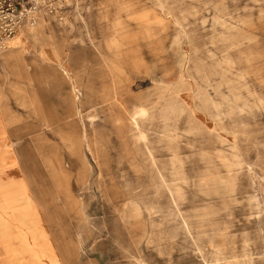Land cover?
Segmentation results:
<instances>
[{"label": "rangeland", "instance_id": "obj_1", "mask_svg": "<svg viewBox=\"0 0 264 264\" xmlns=\"http://www.w3.org/2000/svg\"><path fill=\"white\" fill-rule=\"evenodd\" d=\"M0 208V264H264V0L26 26L0 50Z\"/></svg>", "mask_w": 264, "mask_h": 264}, {"label": "built area", "instance_id": "obj_2", "mask_svg": "<svg viewBox=\"0 0 264 264\" xmlns=\"http://www.w3.org/2000/svg\"><path fill=\"white\" fill-rule=\"evenodd\" d=\"M65 1L0 0V50L26 26H34L40 16L58 15Z\"/></svg>", "mask_w": 264, "mask_h": 264}, {"label": "crops", "instance_id": "obj_3", "mask_svg": "<svg viewBox=\"0 0 264 264\" xmlns=\"http://www.w3.org/2000/svg\"><path fill=\"white\" fill-rule=\"evenodd\" d=\"M3 218H5L4 212L2 210V208H0V219L2 220ZM36 222H29V224H31L30 226H32L33 224H35ZM18 225V224H17ZM19 226V225H18Z\"/></svg>", "mask_w": 264, "mask_h": 264}]
</instances>
